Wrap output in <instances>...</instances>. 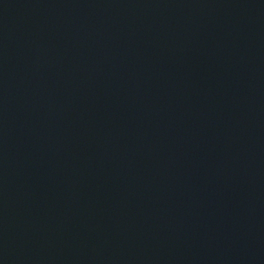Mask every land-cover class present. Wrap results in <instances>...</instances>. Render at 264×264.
I'll return each instance as SVG.
<instances>
[{
    "label": "water",
    "instance_id": "1",
    "mask_svg": "<svg viewBox=\"0 0 264 264\" xmlns=\"http://www.w3.org/2000/svg\"><path fill=\"white\" fill-rule=\"evenodd\" d=\"M0 264H264V0H0Z\"/></svg>",
    "mask_w": 264,
    "mask_h": 264
}]
</instances>
